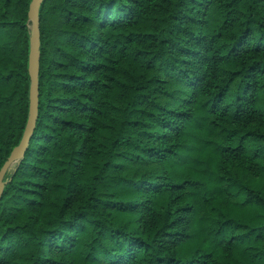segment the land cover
<instances>
[{"label": "trees", "instance_id": "obj_1", "mask_svg": "<svg viewBox=\"0 0 264 264\" xmlns=\"http://www.w3.org/2000/svg\"><path fill=\"white\" fill-rule=\"evenodd\" d=\"M31 3L0 0V171L29 119ZM39 18L0 264H264V0H43Z\"/></svg>", "mask_w": 264, "mask_h": 264}, {"label": "water", "instance_id": "obj_2", "mask_svg": "<svg viewBox=\"0 0 264 264\" xmlns=\"http://www.w3.org/2000/svg\"><path fill=\"white\" fill-rule=\"evenodd\" d=\"M43 0H32L29 10L31 22L29 73L31 78L30 86V111L28 123L20 144L13 150L8 160L0 171V198L4 190V177L6 173L24 157L30 139L36 127L39 115V71H40V24L39 13Z\"/></svg>", "mask_w": 264, "mask_h": 264}]
</instances>
